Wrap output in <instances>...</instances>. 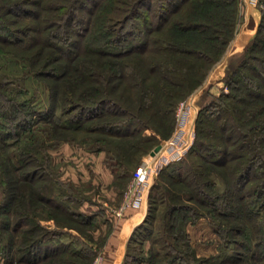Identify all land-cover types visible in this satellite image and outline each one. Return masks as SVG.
I'll list each match as a JSON object with an SVG mask.
<instances>
[{
  "label": "trees",
  "instance_id": "16d2710c",
  "mask_svg": "<svg viewBox=\"0 0 264 264\" xmlns=\"http://www.w3.org/2000/svg\"><path fill=\"white\" fill-rule=\"evenodd\" d=\"M237 1L0 0V56L11 54L23 61L22 77L46 81L50 103L39 118L48 124L42 132L84 131L115 138H96L101 149L133 138L134 147L143 149L172 133L178 102L202 83L224 52L235 30ZM206 5L215 10L226 6L229 14L212 21L211 14L201 16ZM224 60L211 78L220 74ZM17 80L0 73V169L9 187L0 213L16 206L17 218L11 228L7 219L2 227L13 233L9 245H16L18 261L54 264L66 246L53 238L56 232L41 222L29 200L35 197L68 221L89 222L91 217L65 204L76 198L64 191L63 200H56L49 186L35 188L36 179H51L46 172L50 160L36 146L37 134L26 133L29 145L20 143L22 133L39 119L29 100L11 96L9 87ZM225 83L230 90L198 110L188 150L158 176L159 180L168 173L166 189L177 198L168 203L164 227L181 229L186 253L196 264H214L216 256L218 264L263 258L264 13L243 59ZM18 143V150L9 155L6 148ZM190 155L197 159L188 162ZM156 187L158 182L150 193ZM178 212L183 220L173 223ZM200 217L222 240L219 247L233 249L231 254L222 257V250L219 255L196 257L186 226ZM153 220L148 213L129 240L139 232L142 236L148 232L147 239ZM16 232L21 235L18 245ZM159 240L152 237L151 243ZM153 250L152 245L148 261ZM176 257L182 259L180 254Z\"/></svg>",
  "mask_w": 264,
  "mask_h": 264
},
{
  "label": "rangeland",
  "instance_id": "374dc122",
  "mask_svg": "<svg viewBox=\"0 0 264 264\" xmlns=\"http://www.w3.org/2000/svg\"><path fill=\"white\" fill-rule=\"evenodd\" d=\"M200 10L202 11L201 16L206 15V13L211 14L212 21H216L222 15L229 14L226 6L215 10L213 7L206 5ZM263 13L264 0L237 1L235 30L224 52L209 68L202 83L178 102L175 109V127L172 133L168 137L160 138L159 141L152 143L151 146H143V149H140L139 146L134 147L133 138L121 143L120 141H116V143L106 144L104 145L106 146L105 149H101L98 146L102 143H96V138L105 137L106 140L113 141L115 138L84 131H73L71 133L68 131L69 135H66V133L42 132L41 130L48 127V124L39 118L46 112L50 103L49 88L46 81L32 75L22 77L23 61L18 60L11 54L0 56V73H7L10 76L18 77L17 82L9 87L11 96H16L18 100H29L30 104L38 110L35 118L39 119V122L33 127H28L22 133L23 136L21 135L22 139L20 141L21 145H29L28 137L26 138L24 135L26 133L27 136L32 135V133L37 134L35 136L36 146H39L41 150H45L43 153L49 156L50 163L48 164H50V168L46 172L51 173V179L48 180L47 177L41 180L36 179V183H34L35 188L36 186L40 188L49 186L51 190L50 194L56 200H63L61 199L60 191H64L66 194L76 198V200H81V202L76 200L64 202L65 204L77 212L91 217L89 222L68 221L58 213V215H55L54 209L47 206L45 208L41 203H37V200L32 195L33 201L30 199L29 203L31 205L35 204V211L37 216L41 218V222L47 226L48 230L56 232L57 235H53L54 239H58L66 246V251L56 257L54 264H104L105 254L102 248L106 245L107 239L113 231L114 222L125 216V213L121 216L117 215L115 210L124 199L134 171L144 161L151 168L149 169L151 175L149 179L150 185L144 189V200L138 208L146 210L144 218L150 213L153 214L154 220L149 229L151 233L147 239L145 236H147L148 232L144 236L139 235V232L132 237L131 241L128 240L129 247L126 249L128 257H126L125 253L123 264L125 261H127V264H187V262L189 264H196V261L192 260L191 254L188 255L186 253L187 246L183 243L184 238L183 233L180 231L181 229L178 231L171 229L169 231L166 226L164 227L163 216L165 215L168 203L176 202L177 198L176 196H171V193L166 189L168 182L166 180L169 179L168 173L158 180L159 172L168 163L180 160L181 158L178 157L180 155L183 156L192 144L195 121L200 107L212 100L213 97L218 96L222 91L228 92L230 90L225 80L243 59L246 48L255 37ZM188 18H194V14L188 15ZM244 41L246 42L242 46ZM231 42L232 44L236 43L237 48L240 49L232 53V50L229 49ZM234 52L238 54L234 55ZM231 54L235 57H231L227 61ZM222 60H224V64L221 67L220 74L209 79L211 71ZM183 101L185 102V106L181 110L179 119L177 120L176 112ZM59 110L55 114H58ZM38 136L39 138L37 139ZM20 143H18V146L11 145L7 147L8 154L13 155L18 150ZM157 145H160L159 150L151 154V151ZM37 154L38 156L40 154L39 157H42L41 152ZM194 159L197 158L194 155H190L187 161L190 162ZM30 165L32 166V164ZM5 180V175L0 169L1 204L8 198L9 187H6ZM156 182H158V187L150 193L151 187ZM43 184L45 185L43 186ZM6 189L7 192L5 193ZM15 208L16 206L13 207L11 205L6 214L0 213V264H29L17 260L18 251L16 250V245L13 248L9 245V240L13 233L2 227L6 219L10 223V228L15 224L17 220L14 212ZM30 209H32L31 206ZM179 215V212L178 215H175L173 223L183 220ZM55 216L58 218H55ZM81 217L78 216V218ZM165 220L172 222L167 217ZM23 227L25 228V226ZM16 233L14 239L18 245L21 235L20 232ZM152 237H158L161 240L153 244L151 243ZM217 237L219 239L217 251L212 255H219L223 250V247H219L222 240L218 235ZM152 245L154 246L153 256L148 261L149 248ZM191 245L194 247L196 257L212 256L197 255L195 244L192 241ZM228 247L234 248L232 244ZM232 251L233 249H224L221 256H227ZM179 254L182 256V259L176 257ZM262 255L263 258L260 257L257 261L247 258L237 264H264V251ZM134 257L141 258V260L137 261ZM219 260L220 257L216 256L214 264H218Z\"/></svg>",
  "mask_w": 264,
  "mask_h": 264
},
{
  "label": "crops",
  "instance_id": "0c3cea01",
  "mask_svg": "<svg viewBox=\"0 0 264 264\" xmlns=\"http://www.w3.org/2000/svg\"><path fill=\"white\" fill-rule=\"evenodd\" d=\"M232 42L229 49L233 53V51H237L240 48H237L236 43L232 44ZM245 42H243L242 46ZM236 54L238 53L234 52V55ZM234 55L231 54L227 61L231 57H235ZM212 73H214V69L210 75ZM210 75L209 79H211ZM124 215V217L114 222L113 231L109 235L106 245L102 248L105 254L104 264H123L129 237L135 227L144 220L146 210L144 208L129 207ZM187 231L190 234L192 243L195 244L197 255L209 256L216 253L219 239L205 217H200L196 222L188 224Z\"/></svg>",
  "mask_w": 264,
  "mask_h": 264
},
{
  "label": "built area",
  "instance_id": "2783aa9c",
  "mask_svg": "<svg viewBox=\"0 0 264 264\" xmlns=\"http://www.w3.org/2000/svg\"><path fill=\"white\" fill-rule=\"evenodd\" d=\"M185 106V102H181L177 112L176 117L177 120L179 119V115L181 113V110ZM190 147V146H189ZM182 155H180L178 158H181ZM161 167V166H160ZM149 165L147 162H142L140 166L134 171L133 176L129 182L127 191L125 193L124 199L121 202L120 206L115 210L117 215H122L125 213V210L128 207L131 206H137L139 207L144 200V189L148 188L150 185V171H149Z\"/></svg>",
  "mask_w": 264,
  "mask_h": 264
},
{
  "label": "water",
  "instance_id": "95a60500",
  "mask_svg": "<svg viewBox=\"0 0 264 264\" xmlns=\"http://www.w3.org/2000/svg\"><path fill=\"white\" fill-rule=\"evenodd\" d=\"M159 148H160V145H157V146L153 149V151H151V154H154L156 151L159 150Z\"/></svg>",
  "mask_w": 264,
  "mask_h": 264
}]
</instances>
